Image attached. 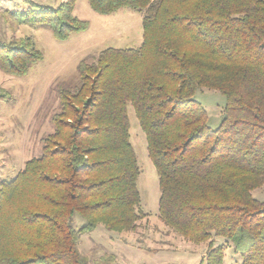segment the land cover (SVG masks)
<instances>
[{"label": "trees", "instance_id": "16d2710c", "mask_svg": "<svg viewBox=\"0 0 264 264\" xmlns=\"http://www.w3.org/2000/svg\"><path fill=\"white\" fill-rule=\"evenodd\" d=\"M87 1L100 14L142 10V42L80 60L76 87L58 90L60 110L40 155L0 179V264H85L81 234L99 224L135 228L140 170L126 104L158 177L164 225L207 242L201 264H225L217 237L240 264H264V200L251 193L264 183V0ZM25 3L9 17L46 25L58 39L88 26L72 1ZM41 57L29 37L0 42L7 73L23 75ZM200 88L226 98L214 129L194 98Z\"/></svg>", "mask_w": 264, "mask_h": 264}, {"label": "rangeland", "instance_id": "374dc122", "mask_svg": "<svg viewBox=\"0 0 264 264\" xmlns=\"http://www.w3.org/2000/svg\"><path fill=\"white\" fill-rule=\"evenodd\" d=\"M25 1L56 8L72 1V14L88 22L85 30L56 38L43 24L17 23L9 12L24 11ZM142 10L120 8L110 14L95 12L87 0H0V42L29 37L42 57L23 75L0 68V179L13 178L25 161L38 157L43 138L53 132L52 116L60 110L58 90L76 87L80 60L92 61L106 47L136 48L142 42ZM194 98L206 110L207 124L216 128L224 114L226 98L218 90L200 88ZM127 105L130 143L136 154L139 175V210L143 214L130 231H108L99 224L83 233L78 244L85 264H201L207 242H191L168 228L158 215V177L148 157L146 139ZM252 195L264 200V183ZM83 219L74 216L79 227ZM224 247V263L240 264L229 243L215 238ZM107 255V258L101 259ZM109 256H112L109 260Z\"/></svg>", "mask_w": 264, "mask_h": 264}]
</instances>
